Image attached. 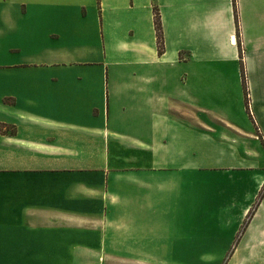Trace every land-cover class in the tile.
<instances>
[{"label": "crops", "instance_id": "obj_1", "mask_svg": "<svg viewBox=\"0 0 264 264\" xmlns=\"http://www.w3.org/2000/svg\"><path fill=\"white\" fill-rule=\"evenodd\" d=\"M263 188L264 0H0V264L259 259Z\"/></svg>", "mask_w": 264, "mask_h": 264}, {"label": "rangeland", "instance_id": "obj_2", "mask_svg": "<svg viewBox=\"0 0 264 264\" xmlns=\"http://www.w3.org/2000/svg\"><path fill=\"white\" fill-rule=\"evenodd\" d=\"M228 98H241V97L230 94ZM242 98H247V96L245 97L243 96ZM236 245L237 244L233 245V247L230 250V253L225 258V260H220L219 262H214L213 260H179V264H264V256L259 257V259L249 258L252 250L239 249L236 251Z\"/></svg>", "mask_w": 264, "mask_h": 264}, {"label": "trees", "instance_id": "obj_3", "mask_svg": "<svg viewBox=\"0 0 264 264\" xmlns=\"http://www.w3.org/2000/svg\"><path fill=\"white\" fill-rule=\"evenodd\" d=\"M234 3V0H233ZM152 12H153V26H154V31H155V38H156V49H157V53L159 55L162 54L163 51V44H162V35H161V24H160V17H159V13L158 10L156 8V6H153L152 8ZM235 19L236 15H235ZM236 25H237V21H236ZM241 75H242V83H243V90H244V97L247 96L246 95V86H245V80H244V72H243V68H241ZM264 194V188L260 191L258 197L256 198V201L254 202L253 206L251 207L249 213L247 214V216L244 219V222L238 232L237 237H239L242 232L244 231V229L246 228L247 224L249 223L250 219L252 218L254 212L256 211L257 206L259 205L262 197ZM237 238L234 242V245L236 244Z\"/></svg>", "mask_w": 264, "mask_h": 264}]
</instances>
